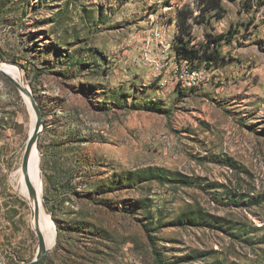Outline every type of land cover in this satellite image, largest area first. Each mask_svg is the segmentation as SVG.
Instances as JSON below:
<instances>
[{
	"label": "rangeland",
	"instance_id": "374dc122",
	"mask_svg": "<svg viewBox=\"0 0 264 264\" xmlns=\"http://www.w3.org/2000/svg\"><path fill=\"white\" fill-rule=\"evenodd\" d=\"M194 3L0 0V62L43 113L57 239L39 264H264V0ZM194 68L207 80L182 88ZM25 96L0 74V264L38 248L10 178Z\"/></svg>",
	"mask_w": 264,
	"mask_h": 264
},
{
	"label": "bare ground",
	"instance_id": "6f19581e",
	"mask_svg": "<svg viewBox=\"0 0 264 264\" xmlns=\"http://www.w3.org/2000/svg\"><path fill=\"white\" fill-rule=\"evenodd\" d=\"M0 65L2 69L6 71V73H8L15 80H18L20 83L21 81H23L20 80L21 74L19 73L18 69L15 66H12L4 62H0ZM25 97L29 105V97L28 96ZM31 112H32V121H31L32 124L30 129V135L33 132L34 124L36 120V115L34 111H32V109ZM36 147L37 146L35 141L29 154L27 170L24 172L21 168V164H18L10 174L11 175L10 178H11V182L13 183L16 189L17 194H19L30 207L32 228L34 230L35 229L39 230V232L42 234L44 238L46 249L49 250L53 248L56 243L57 230L43 201V197H42L43 186H42V177H41V169H40V157ZM27 181L30 182V185L33 187L35 191L33 195L30 194L29 192ZM36 212H38V217H36L35 215Z\"/></svg>",
	"mask_w": 264,
	"mask_h": 264
},
{
	"label": "water",
	"instance_id": "95a60500",
	"mask_svg": "<svg viewBox=\"0 0 264 264\" xmlns=\"http://www.w3.org/2000/svg\"><path fill=\"white\" fill-rule=\"evenodd\" d=\"M12 64H16V63L12 62ZM0 74L3 77H5L8 81H10L14 86H16L21 92H23L29 96L30 105H31V107L34 110V113L36 115L34 129H33L32 134L27 139V142H26V145H25V148L23 151V155H22V160H21V168L25 172L27 170V167H28V158H29L31 148H32L33 144L35 143V141L37 140L38 134L40 133V130H41L40 125L42 124L43 113L40 110L39 106L36 104L34 98L31 96L30 90L25 88L24 86H22V84H20L17 80H15L8 73H6V71H4L2 69L1 65H0ZM27 185H28V189H29L30 194L33 195L35 193V191H34L33 187L30 185L29 181H27ZM35 215H36V217H38V212H36ZM35 233H36L37 239H38L37 253H36L35 258H33L31 261H29L28 264H39L48 251L46 249L44 238H43L42 234L39 232L38 229H35Z\"/></svg>",
	"mask_w": 264,
	"mask_h": 264
},
{
	"label": "trees",
	"instance_id": "16d2710c",
	"mask_svg": "<svg viewBox=\"0 0 264 264\" xmlns=\"http://www.w3.org/2000/svg\"><path fill=\"white\" fill-rule=\"evenodd\" d=\"M192 6L193 7H195V6L199 7V9L201 10V12L211 11V10H214L216 8L221 9L220 0H196V3H194ZM181 14L184 17H187L188 16L187 9H182L181 10ZM179 25H180V28L181 29L182 28H185L183 23H180L179 22ZM177 48H178V52L182 53L184 55V57H189L190 55L191 56H195V53L197 54V51L196 50L189 49L186 46V43H182V44L178 45ZM215 51L217 52L216 49H215ZM205 58L209 59V58H212V56L207 55Z\"/></svg>",
	"mask_w": 264,
	"mask_h": 264
},
{
	"label": "built area",
	"instance_id": "2783aa9c",
	"mask_svg": "<svg viewBox=\"0 0 264 264\" xmlns=\"http://www.w3.org/2000/svg\"><path fill=\"white\" fill-rule=\"evenodd\" d=\"M178 82L182 88H192L207 80V72L204 69L194 68L191 69L187 74H180L177 77Z\"/></svg>",
	"mask_w": 264,
	"mask_h": 264
}]
</instances>
